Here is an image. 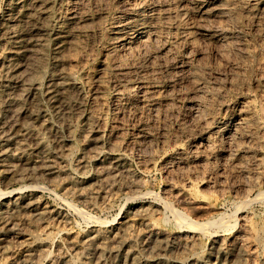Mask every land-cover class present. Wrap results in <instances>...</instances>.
<instances>
[{
	"label": "bare ground",
	"instance_id": "1",
	"mask_svg": "<svg viewBox=\"0 0 264 264\" xmlns=\"http://www.w3.org/2000/svg\"><path fill=\"white\" fill-rule=\"evenodd\" d=\"M43 1L36 0L33 3H30V0H6V6H5L4 14H3V21L4 22H2V24H0L1 25L0 32L3 34L2 40H0V46L3 45L4 49H6V50L8 49V50L12 51V53L7 58H4L3 62H2V69L0 71V94L5 93L6 94L5 97L7 96L9 98L12 95V91L13 90L15 91L17 89L18 90L19 89H24L25 87H27L26 88L27 90L29 89V90H32V91L35 92L34 97H32V98L26 97V98L22 99V101L18 100V102H17V100L15 101L13 99H10L11 98L10 97L9 100L6 102L7 108H6L5 105H2L3 107L5 106L6 109L12 110L13 115L11 116V114H10V116H11L10 120H12L13 124L16 125L15 126V130H18V128L20 126L21 127L23 126V124H22L23 122L19 123L23 119H26V121H27V119L28 120L30 119L31 121H33L32 119H35L36 117H37L36 119H38V117H41V116H43L44 119L47 117V112H46L45 109H43L45 111H41L39 114H36L37 113L36 110H38V108L36 110L34 108H32L31 110H25V111L22 110L23 112L18 111L19 109H21L20 105L22 103H30L34 107H37L36 103H38L39 96L44 94L46 96L48 102H49V105H51L49 108H52L53 110H55L56 113L59 115L61 112L65 111V110H70V108L72 106V104L70 106V103L68 102V99L71 96V95L69 96V93L70 92L73 93L72 90H78L79 87H81V86H79V82H78L80 80L77 81V79H75L76 77H74V75H75L74 73H76L77 70H74L75 72L72 73L73 70L70 69V71H72V72H69L67 74H65V73L62 74L61 73V74H56V75L52 74V72H51L50 75H49V70L47 71L46 68H44L45 69L44 70L43 69V67H44L43 65H42L43 67L41 66L42 68L41 67H37V66L35 68L33 66L32 67L30 66L31 68H29V64H31V63H29V58L28 57L34 55V49L36 47H41L42 50L44 51V53H45V51H47L46 50L47 47H46L44 41H43V43H41V41L38 40V38L36 39V37H39L41 33L39 32L40 34H39V36H37L38 30H37V33L35 32V30H33V31L29 30L31 22L33 23L36 20L35 18H38V19H41V20H49V22L53 24V29H54L53 32H54V37H55L54 40H53V43H54L55 49L57 50L56 52H61L62 51L61 49L63 48V45H64V43H65V41L67 39V37H64V34L66 35V33L69 32L70 30L72 31L73 28H75V29H77V27L80 28L81 25L83 26V23H87V22H90V21L93 22V20L97 17L96 16L94 18L91 15L90 16L85 15L86 13L83 16H79L80 14L82 15L83 12L81 11L82 13L81 12L79 13L78 9L74 8L69 13L58 12L59 13V21L58 20L56 21L57 16H54L49 10L50 6L52 4L49 5V7H48V5L44 6L45 4H44ZM63 1L66 2L69 5L70 4L78 5V4H81L84 0H62V2ZM87 1H89V0H87ZM116 1H117V3L122 5L123 12L118 13V14H117L118 11L116 12L117 15H114L115 17L112 18V21H111L112 23L110 24L109 27L106 28V31H103L101 29L102 30L101 32L102 33L105 32V34H106V36H105L106 37V41H105L106 44L105 45L103 44L104 45L103 48L101 47L100 49H104L106 58L103 60L102 63L99 62L100 64H97V68L96 69H97V71H101V72L102 71H104V72L106 71V72H109V73H112V74H116L117 76H119L121 78L120 79L119 90L115 94V98H116L115 99V103H116V108L118 109V111H120V110L121 111H129V112L133 111L134 113H140V115H141V113L146 115L144 117L142 116V118L140 120V123H139V125H140L139 128L141 130V133H140V136L138 135L139 137L137 136L138 138L134 139V145L136 147L142 148L143 147L142 143L151 142L152 138H154V137H152L153 135L151 133L150 121L155 119V118H157V117H159L158 116L159 112L162 109L161 108V103H162L163 99L166 98V96L168 95V92H169L168 91L167 94H164V93L160 94L161 92L158 94L157 91L154 92L155 91L154 84L152 85L150 83H147L145 81V78L140 75V72L142 71L141 67L146 63V61H147L146 65L148 67L152 66L151 64H153V63L151 62V60H152L154 54L156 52L158 53L159 51H162L164 53V57L165 58H164V60H162L160 62V65H161L160 67L161 68L164 67V65L167 62L170 61V62H173V65H174L172 68H176V70H180V71H184L185 70V71H188V72H189V70L192 71V66H193L194 63L192 62L191 56L193 54L195 55V53H198V52H200V50H202V49H200V45L198 46L195 43L196 38L194 39V37H193V34H194L193 31L194 30H195V32H197V35L199 33L200 36L201 37L203 36V38H205L206 41L209 42L210 44L218 45V46L220 44H222V46L225 45V44L226 45H231L234 48V51H236V54L238 53L243 58H246V60H249L248 62H250L251 65H249L248 63L247 64L249 66H251L252 71L254 73H256V75H257V77L255 79L256 80V84H257L258 87L263 89L262 92L264 93V50L262 49L263 47L261 48V50L254 51L255 49L252 46L254 50L252 49L253 51H250L247 48H244V47H241V46L237 45L238 43L237 44L234 43L233 38H237L238 39L243 34V30H242V27H241L242 24H240V23L239 24L241 26L229 24V22H228V24H226V23L224 24V22H223V25L219 24L217 22L213 23V24L210 23L209 25L204 24L205 21H207L209 23V22H211V20L216 19V17H223V19L227 18V16L230 14V12H232L234 9H236L234 0H116ZM247 2H245V3H247L246 7L243 8L241 6L242 9L240 10L244 15H246V16L252 15L253 16L254 14L256 15V13H264V0H248ZM45 3H46V1H45ZM47 3H48V1H47ZM111 3H113V2H111ZM245 3H244V6H245ZM109 5H110V3H109ZM84 8H87V7H84ZM53 10L54 9H52V11ZM1 11H2V9H1ZM236 11H238V10H236ZM194 14H196L199 19L201 18L202 20H205V21L203 22V21L200 20L201 22L197 23L196 25H190L189 17L191 15H194ZM35 15L36 16L38 15V16L35 17ZM100 17H103V14H100L97 18L99 19ZM233 17H234V14H233ZM260 17H262V16H260ZM243 18H242V21H243ZM247 18L245 17V19H247ZM199 19H197V20H199ZM245 19H244V21H245ZM257 19H256V21H257ZM197 20H195V21H197ZM231 20H232V18H231ZM217 21H218V19H217ZM226 21H227V19H226ZM253 25H255V24H253ZM247 26H249V25H247ZM247 26H245V27H247ZM31 27H34V25L31 26ZM25 28H27V31L25 30ZM43 28H45V27H43ZM249 28H250V26H249ZM261 28H262V26H261ZM24 30L26 32H23ZM39 30H40V28H39ZM83 33H85V32H83ZM248 34H249V32H248ZM42 36H44V35H42ZM42 36L40 38H42ZM25 38H26V40H25ZM28 40H30V44L27 42ZM73 41H74V39H73ZM236 42H237V40H236ZM239 42H240V40H239ZM223 43H225V44H223ZM262 44H263V42H262ZM70 45H73V44L70 43ZM75 45H77V44H75ZM65 46H66V43H65ZM207 46H208V49L211 48V47H209V45H207ZM70 48H71V46H70ZM74 48H77V47L74 46ZM218 48H220V47H218ZM223 49H224V47H223ZM76 50H79V48L76 49ZM213 50H214V48H213ZM43 51H41V52H43ZM228 52H229V50H228ZM47 54H49V53H47ZM37 55H39V54H37ZM81 55H83V54H81ZM103 55H104V53H103ZM103 55H101V56H103ZM216 55H218V54H216ZM40 56H41V63H44L45 61H48L47 58H46L48 55L47 56L45 55L46 57L43 54L40 55ZM202 56H204V55H202ZM202 56L200 58H202ZM219 56L217 57V59L219 58ZM232 56H234V55H232ZM35 58H39V56L35 57ZM48 58H50V57H48ZM91 58H93V57H91ZM228 58H230V57H228ZM81 59H83V57ZM30 60L32 61V59H30ZM89 60L91 61V59H89ZM241 60H243V59H241ZM68 61H70V60H68ZM76 61H77V59H76ZM82 61L80 60V62H82ZM213 62H215V61H213ZM221 62H223V61H221ZM59 63H60V61H59ZM255 63L257 64V68H254V70H256V71L253 70V66H252ZM61 64H62V62H61ZM215 64H217V62H215ZM36 65H38V64H36ZM65 67H66V65H65ZM208 67H209V65H208ZM244 67H242V68H244ZM61 68L63 69V67H61ZM165 68H167V67H165ZM80 69H83V68L81 67ZM60 70H58V71H60ZM64 70H65V68H64ZM91 70H92V68H91ZM239 70H241V69H239ZM68 71H69V69H68ZM214 71L217 74H220L221 72H223V70H221L219 68H216V67L214 68ZM235 71L232 68L228 71L231 74V77H233V78L235 76H237ZM242 71L243 70H241V72ZM248 71H250V70H248ZM252 71H250L249 73H251ZM85 72H86V70H85ZM88 73H89V71H88ZM145 73H146V71H145ZM168 73H169V71H168ZM180 74L181 73H179L178 76H180ZM225 74L223 73L222 76L225 75ZM46 75H48V76H46ZM83 75H84V73H83ZM88 75H90V74H88ZM101 75H103V73ZM143 75H145V74L143 73ZM94 76H96V75H94ZM176 76H177V74H176ZM251 76H252V74H251ZM85 78H83V79H85ZM193 78L197 79L196 80L197 83L195 85L194 90L196 91V93L198 95L194 94L195 96H193V95L189 96V94L187 93L188 97H186V98L188 99V107H189L188 109H190V112L192 113L193 117L195 118V123H194V125L191 128L192 130L189 129L190 128L189 125L188 126L181 125V126L176 127L175 130H173V131H175L176 136H178L179 139L176 140V142L174 141L172 144H170L169 148L166 151L164 150L165 151V152H163L164 155L161 158L164 159V160L167 159L166 160L167 163L165 162L166 164H170L171 163V165L173 164L176 167L177 166L180 167V169H182V170H179V171H183V170H186L188 168V171H186L187 173L191 169V168L189 169V166L193 165V168H194L195 171H197V173H198L197 175L198 176L197 177L194 176L195 177V179H194L192 177H189L190 175L187 176V174L185 175V173L183 174V172H181L182 179H183V180L181 179V181H183L181 186L179 184H178L179 186H177L176 185L177 183H176L175 184L176 186L173 185V188H172L173 189V194L175 196V201H174L175 204L170 202V201H162L161 200V203H158V202L155 203L154 206H152V208L154 207L156 209L159 206H163L164 209H166L169 213H171V215L173 216V218L176 221V225L178 224L180 226L187 227L188 229L191 230L190 233L191 232L197 233L196 231H192V230L199 231V230H203L204 228H207V227L211 228L214 231L216 230L215 231V233H216L217 230H219L221 228H224V227L226 228L230 224L228 221H226V218H225V216L223 214H219L218 213V215H216L215 218H211V219L207 220L206 222L203 221V223H200L198 221L193 220L190 217V215L188 214L189 211H194V212L196 211V213L197 212H199V213L202 212V214L203 213L207 214L209 211L212 212L211 206H209L207 204H205V205L201 204L202 202L200 203V201H199L200 197L198 198V190H199L198 188L200 186H202L203 184H205V186H207L206 185L207 176H206L205 173L201 172V170L199 171V169H200L199 166H201L203 161L207 162V160H210L209 158L213 157L215 159V161H213V163H209L208 166H209L210 171L214 174L216 172V169H217L216 164L221 162V161L227 162L228 164H232V165L234 164L233 166H235V163L240 164V165L243 164V163H246V164H248V166H250L249 163L252 162V164L254 165V168H255V166H257V168L263 169L262 176H259V177L260 178L262 177V179L264 180V165H263V161L264 160H262L264 158V95L259 96L257 94V92L253 91L252 89H249L250 87H248V89L245 92L242 91V95L243 96L242 97L239 96L240 100H236V103L232 104L230 102L232 105L225 106V104H224V106H222V107H227L225 109L226 113H225V115L223 117H221V118L210 117L211 114L214 113L216 108L214 110L213 108H210L212 106L207 105V103L204 102L205 101L204 100L205 96L208 93L207 87L205 85V82L207 81V77L202 74V75H194ZM107 79H105V80L107 81ZM252 79H253V77H252ZM90 80H92V79H90ZM192 80H194V79H192ZM237 80H239V79H237ZM61 81H63V83L65 85V89L63 90V92H60V90H59V86H60ZM98 81H101V80H99V78H98ZM150 81H152V80H150ZM241 81H243V80H241ZM80 83H82V82H80ZM99 84H100V87L98 85V87L100 88L99 92H101V93L106 92L107 90L104 87L106 85V83H105V85L103 84L104 86H101L102 83H99ZM159 84H161V83H159ZM244 85H243V87H244ZM229 86H231V88L233 90L238 89V85L235 84V83H232ZM155 87H157V86H155ZM214 87H215V85H214ZM234 87H237V88H234ZM245 87H247V86L245 85ZM245 87H244V89H245ZM162 88H165V87H162ZM252 88H253V86H252ZM165 89H167V88H165ZM186 89H188V88H186ZM216 90H217V88H216ZM226 90H227V88H226ZM162 91L164 92V90H162ZM214 91H215V89H214ZM222 92H224V90ZM228 92H231V91H228ZM236 92H237V90H236ZM91 93H93V92H91ZM222 94H224V93H222ZM240 95H241V93H240ZM210 96L208 98H210ZM217 96H220V95H217ZM43 97L44 96H41V98H43ZM211 98H213V97L211 96ZM168 99H170V98H168ZM167 103H169V102H167ZM92 104H93V102H92ZM174 104H175V102H174ZM174 104L172 103V105H174ZM210 104H212V103H210ZM37 105L39 106V103ZM163 106H165V104ZM101 107H102V105H101ZM214 107H216V106H214ZM45 108H47V107L45 106ZM164 108H166V107H164ZM106 109H108V108H106ZM1 110H2V108L0 106V111ZM94 110H95V107H94ZM96 110H98V109L96 108ZM141 110L143 112H141ZM47 111H48V109H47ZM101 111H100V113H101ZM106 111H104V112H106ZM38 112H39V110H38ZM104 112H103V114H104ZM217 112H219V111H217ZM121 113H123V112H121ZM96 114L94 113L93 115H91V120H92L93 124L94 123L95 124L91 125L92 127L88 130L89 133H91L92 137H93L92 140H91L92 144L94 143L95 145H97V149H98V151L95 152L94 158H97V157L100 156L97 159V161H98V163H100L102 165L112 164L110 167H105L106 168V173H107L108 176H111L112 174L113 175L114 174L115 175L116 174H123V173L126 172V168L124 166H122L123 163L120 165V161H118L116 159V157L114 158V156L113 157H108L107 156V155H111L112 156V154H111L112 152L111 151H110L111 153H107V154H105V153L102 154L99 151V149H100L99 146H103V145L108 144L111 147V142L115 138V133H117L116 131H117L118 127L121 126L122 124L119 125V123H117V119H116V121H115V119L114 120L112 119L113 120L112 122L111 121L107 122V120L104 119L102 117V115H99V113H98V115H96ZM216 116H218V115H216ZM2 117H3V115H2ZM105 118H106V115H105ZM167 118H169V117L167 116ZM3 119H5V118H3ZM160 120L162 121V119H160ZM17 124H19L20 126H18ZM31 124H33V123H31ZM33 125H35V124H33ZM29 126L26 125L25 127H29ZM31 126H30V128H27L23 134L17 135L15 137H13V139L11 137L12 141L10 140L11 141L10 144L9 145H5V147L2 146V149L5 148L6 150H9L10 148L11 149L14 148L17 151V153L14 155V158L15 159H19V161H21L23 163H29V162L40 160V165L43 167V169H41V170L49 178L50 177H55V178L59 177L58 175L61 176L62 173H66L67 171H69L68 174H70V170L72 168L68 167L67 169L65 168V169L56 170L55 166L49 164L51 159L49 160V162L45 161L46 159L49 158V156L52 153L50 151V147L48 148V144H47V141H46L47 139L46 138L49 137V139H50V137L53 134L55 136H59L60 135V131L57 128L54 129L48 123H43V125L41 126L42 127L41 130H40V128L36 129L37 127L33 128L35 126H32V127ZM51 128H53V129H51ZM48 130L50 131V133H47ZM42 132H44V134ZM106 132L109 133V134L107 133L108 136H107V134H105ZM175 133H173V134H175ZM1 138H3V136ZM53 138H54V136H53ZM72 138H74V137H72ZM164 138H165V136H164ZM77 139H78V137H77ZM118 141H120V139ZM71 142H73V141H71ZM85 142H86V140H85ZM113 142H114V140H113ZM121 142H123V141H121ZM71 144H73V143H71ZM60 145L62 147V144H60ZM64 146L67 147V149L61 150V148L59 147L60 148L59 156H61L62 160L67 161L68 157L70 155H72V153H73L72 152L73 151L72 150V148H73L72 146L73 145L70 146L71 148L69 147L68 143H66ZM112 146H113V144H112ZM167 147H168V144H167ZM115 150H116V148H115ZM56 154H58V153L56 152ZM70 157H72V156H70ZM36 163L37 162H35V164ZM55 163H57V162H55ZM246 164H243L241 166V168L239 167L240 170L242 172H245V173L248 170ZM252 164H251V166H252ZM244 165H246V166H244ZM37 166H38V164H37ZM145 166H146V164H145ZM229 166L231 167V165H229ZM38 167H40V166H38ZM61 167H63V166H61ZM203 168H205V167H203ZM231 170L232 169H230V171ZM192 171H193V169H192ZM192 171H190V172H192ZM253 171H254V169H253ZM260 171H262V170H260ZM20 172H19V170L16 167L11 166L10 168H8L3 173L8 178H17V177L19 178V176L20 177L22 176V174H20ZM37 172L38 171L36 169H34V170H32V172H31L32 174L31 175L37 174ZM209 172H207V173L209 174ZM237 172H238V169H237ZM45 174H43V175L45 176ZM178 174L180 175V173H178ZM72 175H73V173H72ZM171 175H170V177H171ZM216 175H217V173H216ZM221 175H222V173H221ZM260 175H261V172H260ZM256 176H258V174H256ZM87 177L88 176H86V178ZM109 178H116V177H109ZM255 178H254V180L257 181ZM213 179H214V177H213ZM244 179H245V177H244ZM53 180H55V179H53ZM214 180L216 182H213V185L214 186L215 185L219 186L220 183L223 184L227 180V178L225 179L224 177H218V176L216 177L215 176ZM254 180H252V178H250V176H248V177L246 176L244 187H245L246 184H248L249 187L251 185H254L256 183ZM82 181H85V180H82ZM109 181L112 182V183L115 182V181H112V180H109ZM174 182H175V180H174ZM112 183H111L110 187L113 185ZM258 183H259V181H258ZM56 185H58V184H56ZM52 187H54V186H52ZM244 187H243V189H244ZM219 188H220V186H219ZM150 191L151 190H147L148 193H150ZM243 191H245V190H243ZM17 192L11 191V192H1L0 193V208L2 210H5L6 213L10 212L9 214H11L10 215L11 217L9 216L8 219H5L4 221H2L0 223V245L3 242H5L8 239H10L16 245V246L15 245L14 246L18 247L20 249V251L18 253L19 254L18 255L19 258L21 259L20 262H22V264H31V261H32L31 259L34 258L38 254V251H40V249L42 247L46 248L50 244V242L53 239V236H55L54 234L57 232V229L54 228L57 225L53 227L52 225H47L46 224V226L44 228H42L40 231H38V233L34 231L37 234H35V233L33 234L32 230H31L32 232L27 230V228H25L23 226V222L20 223L18 221L19 219L16 220V218H14V217L16 215H18L19 213L23 212V211L25 213L29 212V213H31V215L32 214H34V215L36 214L37 216H45V215L47 216L48 215L49 217H51L50 215H52V217H54V218L58 217L59 215H57V214L55 215V212H52V210L48 211V209L45 208V207L42 208L41 207L42 206L41 202L39 200H37V199L34 200V201H28V202L23 203L22 202L23 198H19L21 194L18 197V193ZM170 192H171V190H170ZM222 193H223V191H222ZM245 193H246V191H245ZM157 194H159V193H157ZM78 195H80V194H78ZM155 196H157V195H155ZM256 197H257V199L264 200V190H260L257 193ZM102 198H104V197H102ZM243 198L246 199L245 196H243ZM170 199H172V197ZM241 199H242V197H241ZM245 199L242 200L239 203V206H238V211H237L238 213L237 214H240V221H242L243 223H241L242 225H241L239 231H237V234L235 236L230 237L228 240H221L220 238H218L217 235L214 234V236H212L211 245H212L213 249H215L216 254H217L216 256H217L218 259L219 258L220 259H226V260H231L232 259L233 262L231 261V264H244L243 261H241L242 259L243 260H248V259H251V258H253V259L257 258L256 259L257 260L256 264H264V227H261L260 225H257L258 223L256 224V223L250 221V219H248L247 216L243 214L242 210L248 204ZM76 202H78V201H76ZM147 207H149V206H147ZM149 208H151V206ZM89 209H93V208H89ZM100 209H101V207H100ZM75 211H76V209H75ZM217 211H219V210H217ZM78 212H79L78 214H82V215L85 214L84 211H81V209H78ZM211 212H209V213H211ZM64 214H66V213H64ZM18 216H16V217H18ZM60 217H62V216H60ZM37 218H39V217H37ZM90 218H91V216H90ZM23 220L24 219H22V221ZM62 220H64V219H62ZM229 220H231V219H229ZM141 221H142V225L146 228L145 230H147V240H148L149 244H152L154 246L152 248L154 254H156V251H158L161 248L168 249L171 246L179 247V248L183 247V248L187 249V247L192 245V248H193L194 244L191 243V240L194 239V233L192 235H189V237L188 236L183 237L179 233H176V232L175 233H171L169 231H166V229L163 228V225L166 224V219H164V218H160L158 220L157 219L155 220V219H153V218H151L149 216H145ZM134 222L135 221L132 220L131 218L129 220H126V222H125V225H126L125 231L124 232H117V230H116L117 233L114 232L115 233L114 236H112L111 239H109L110 242L105 241L104 238L102 239L101 236H97V234H96V236L93 235L94 237L91 235V237L90 236L89 237L88 236H85V237L83 236L81 238H77V237L73 238V239L71 238L72 240H69V242L71 243V245L74 248V250H76V252H75L76 253V255H75L76 257H74V258H71V257L70 258H68V257L65 258L64 257V260L62 261L63 263L62 262L61 263L62 264H107V263L104 262V260H103L104 258L102 259L100 255H99L100 257H98L96 263L91 262V260L95 256V254L97 255V252H100L101 254L105 253V250L107 249V246H106L107 244L108 245L117 244V245H119V247L128 248L124 257L121 256V253L116 248L113 249V251H110V252H113L115 254L116 257H114V256L113 257L116 258V259L114 261L108 263V264H184L186 262V260H189V257H188L189 255L187 256L188 258H186V259L184 258L182 260H175V261L174 260H170L169 258L167 259L165 257H160L161 256L160 252H159V254H156V255H153V256L151 255V258H149V259H141V258L137 257L136 256V247H137L136 241H135L134 237H132L128 233L129 228L134 225L133 224ZM227 223H229V224H227ZM120 224H122V223H120ZM234 225H236V224H234ZM121 229H122V226H121ZM208 230H210V229H208ZM140 231H142V230H140ZM204 233H206V232H204ZM98 234H100V233H98ZM202 234H203V232H202ZM197 236H199V235H197ZM10 240H8V241H10ZM196 241H197V239H196ZM93 245L96 247V249H94L95 251H93V249H92ZM186 249H184V250H186ZM261 250H262V252L260 254L259 251H261ZM3 252L6 253V251H3ZM38 255L36 257H38ZM12 258H14V257H12ZM197 258L198 257H196L195 260ZM234 259H240V261L236 262V261H234ZM49 261H51V260H49ZM52 264H57V262L55 261V263H52ZM194 264H195V262H194Z\"/></svg>",
	"mask_w": 264,
	"mask_h": 264
},
{
	"label": "rangeland",
	"instance_id": "2",
	"mask_svg": "<svg viewBox=\"0 0 264 264\" xmlns=\"http://www.w3.org/2000/svg\"><path fill=\"white\" fill-rule=\"evenodd\" d=\"M34 1H36V0H30V3H33ZM40 1H43V0H40ZM45 1H46V3H45ZM47 1H48V3H47ZM105 1L104 0H89V1L84 0L81 4H78V5L70 4L71 6L69 4H67L66 2H64V1H63L64 2L63 3L62 0H56V1L55 0L54 1L53 0H44L43 1L44 4H45L44 6L48 5V7H49V5H51V4L53 5V6L52 5L50 6L49 10L54 16H57L56 21L57 20L59 21V13L58 12L69 13L74 8H77L79 13L81 11L83 12V13L81 12L82 15L80 14L79 16H83L86 13L85 15H88V16L91 15V16H93L95 18L96 16L98 17L100 14H103V17H100L99 19L96 17L95 18L96 20L94 19L93 22L90 21V22H87V23H83V26L81 25L80 28H78V27H77V29L73 28L72 31L70 30L69 32L66 33V35L64 34V37H67V39L65 41L66 46H65V43H64L63 48L61 49L62 53L61 52H56L57 50L55 49V46H54V43H53V40L55 38L54 37V32H53L54 31L53 24L50 23L49 20H41V19L35 18V17L38 16V15L37 16L35 15L34 18L36 19L35 20L36 22L35 21L33 23L31 22V25H30L31 29L29 28V30H32V31L35 30L36 33H37V30H38L37 36H39V34L41 33L39 37H36V39L38 38V40H40L41 43H43V41H44V43H45V45L47 47V49H46L47 51H45V53H44V51L42 50L41 47H36L34 49V55H32L33 57L32 56L28 57L29 58V63H31V64H29V68H31L32 66L34 68L36 66L37 67H41L43 65L44 66V67L42 66L43 69L46 68L47 71L49 70V75H50L51 72H52V74L56 75V74H61V73L62 74H64V73L67 74L69 72H72V71H70V69L73 70L72 73L75 72L74 70H77L76 73H74L76 76L74 74L73 75H74V77H76L75 79H77V81L80 80L78 82H79V86H81V87H79L78 90H72L73 93L72 92L69 93V96L70 95L72 96V97L70 96V98L68 99V102L70 103V106L72 104L70 110H65V111L61 112L58 115L55 110H53L52 108H49L51 105H49V102H48L46 96L44 94L40 95L39 96V100H38L39 106L37 105L38 103H36L37 107H34L30 103H22L20 105L21 109L18 108L19 109L18 111L23 112L25 110H31L32 108H34L35 110L38 108L39 112H38V110H36V112H37L36 114H39L41 111H45L46 110L47 117L45 119L43 118V116L38 117V119H36L37 118L36 117L35 119H32L33 121H31L30 119L29 120L27 119V121H26V119H23V120H21V122H19V123L23 122L22 123L23 124V126H22L23 128L19 124H17L20 127L18 128V130H15V126L16 125H14L12 120H10V117L13 115V112H12V110L6 109L7 108L6 102L9 100L10 97H11L10 99H13L15 101L17 100V102H18V100L22 101V99H24L26 97L32 98V97H34L35 92L32 91V90H29V89L27 90L26 89L27 87H25L24 89H19V90L17 89L15 91L13 90L12 91V95L9 98L7 96L5 97V95H6L5 93L0 94V101H1L0 102L1 103L0 106L2 108V110L0 111V114H1L0 115V122H1L0 123V193L1 192H11V191L17 192L18 191L17 192L18 193V197L21 194L19 198H23V200H22L23 203L28 202V201H34V200L37 199V200H39L41 202V204H42L41 207L42 208L45 207V208L48 209V211L52 210V212H55V215L56 214L59 215L58 216L59 218L58 217L54 218V217H52V215H50L51 217H49L48 215L47 216L45 215L46 217L45 216H37L36 214L35 215L34 214L31 215V213H29V212L25 213L23 211V212L19 213L20 215L18 214L19 216L16 215L18 217H16V216L14 217V218H16V220L19 219L18 221L20 223L23 222V226L25 228H27V230H29L30 232L33 231L32 232L33 234L35 232L38 233V231H40L42 228H44L46 226V224L47 225H52L53 227L57 225L56 226L57 228L54 227L55 229H57V232L54 234L55 236H53V239H52L53 242L52 241L50 242V244L48 245L49 247L48 246L46 248L42 247L40 249V251H38V254H39V255L37 254L38 257H36L37 256L36 255L34 257L35 259L34 258L31 259L32 260L31 264H52V263H55V261L57 262V264H62L63 263L62 261L64 260V257L65 258L66 257H68V258L76 257L75 256L76 255V253H75L76 250H74V248L72 247L71 243L69 242V240H72L73 238H76V237L77 238H81L83 236L84 237L85 236H88V237L90 236L91 237V235L92 236L93 235L96 236V234H97V236H101L102 239L104 238L105 241L110 242L109 239H111V237L114 236L115 233L124 232L125 231V229H126L125 222H126V220H129L130 218L135 221L133 223L135 226L133 225L132 227H130L129 230H128V233H129V235L134 237V239L136 241V245H137V247H136V256L141 258V259H149V258H151V255L153 256V255L159 254V252H160L161 253V256L159 255L160 257H165L167 259L169 258L170 260H174V261L175 260H182L184 258L186 259V258L189 257V260H186V262L184 264H190V263L194 264V262H195V264H231V261L233 262L232 259L231 260H226V259H220V258L218 259L217 258L216 251H215V249H213V247L211 245L212 236H214V234H215L221 240H228L230 237L235 236L237 234V231H239V229H240V227L242 225L241 223H243L242 221H240V214H237L238 213L237 211H238L239 203L242 200L245 199V198H243V196L246 197L245 200L248 203L247 206H245V208L242 210L243 214L246 215L247 218L250 219V221H252V222H254L256 224L258 223L257 225H260L261 227H264V200L257 199V197H256L257 193L260 190H264V180L262 179V177L261 178L259 177V176H262L263 169L257 168V166H255V168H254V165L252 164V162H250V163L252 164L253 167L251 166L250 163H249V165L251 167L248 166V164L243 163V164L247 165V169L248 170H247V172H246L247 174H246L245 172H242L240 170V168H241V166L243 164L240 165V164L235 163V166H233L234 164L232 165V164H228L227 162L221 161V162L216 164L217 169H216V172L213 174L210 171L209 166H208L209 163H213V161H215V159L213 157L209 158L210 160H207V162L203 161L201 166H199L200 167L199 171L201 170V172L205 173L206 176H207V180H206L207 181V183H206L207 186H205V184H203L202 186H200L198 188L199 189L198 190V198L200 197L199 201H200V203L202 202L201 204H204V205L207 204V205L211 206L212 212L209 211L211 213L208 212L207 214L206 213L202 214V212H200V213L197 212L196 213V211L195 212L194 211H189L188 214L190 215V217L193 220L198 221L200 223H203V221L206 222L207 220H209L211 218H215V216L218 215V213L219 214H223L225 216V218H226V221H228L230 224L227 223V224H229V226H227L226 228L224 227V228H221V229L217 230V232H216L217 234L215 233L216 230L214 231V230H212L209 227L204 228L206 231L204 229L203 230H199V231L192 230V231H196L197 233H194V232L190 233L191 230L188 229L187 227H183V226H180L178 224L176 225V221L173 218V216L171 215V213H169L166 209H164L163 206H159L156 209L154 207L152 208V206H154V204L157 203V202L161 203V200L162 201H170V202L175 204V202H174L175 201V196L173 194V189L172 188H173V185H175L176 183H177L176 184L177 186H179V185L181 186V184L183 182V181H181V179H182L181 172H183V174L185 173V175L187 174V176L190 175L189 177H192L194 179H195V177L198 176L197 175L198 173H197V171L194 170L193 165L189 166V169L190 168L191 169L187 173L186 171H188V168L186 170L179 171V170H182V169H180V167L177 166L179 168L178 169L175 165H173V164L171 165V163L170 164H166L167 163L166 162L167 159L164 160V159L161 158L164 155L163 152H165L169 148L170 144H172L174 141L176 142V140L179 139V137L176 136V133L173 130H175L176 127L181 126V125H186V126L189 125V127H190L189 129L192 130L191 128H192V126L195 123V118L193 117L192 113L190 112V109H188L189 108L188 107V99L186 98V97H188V94H189V96L198 95L196 93V91L194 90L195 85L197 83V81H196L197 79L193 78V76L194 75H202L203 74L204 76L207 77V81L205 82V85L207 87L208 93L205 96V99H204L205 101L204 102H206L207 105L212 106L210 108H213L214 110L216 108V110H215L216 112L214 111V113L211 114L210 117L221 118V117H223L225 115V113H226L225 109L227 108V107H222V106H224V104H225V106H228V105H232L233 103H236V100H240L239 96H241V97L243 96L242 95V91L245 92L248 89V87H250L249 89H252L253 91L257 92V94L259 96L264 95V93L262 92L263 89L258 87L257 84H256V80L255 79H256L257 75H256V73H254L252 71L251 66H249V65H251L250 62H248L249 60H246V58H243L238 53H237L238 54L237 55L236 51H234V48L231 45H226L225 43H223V44H225L223 46H222V44H220L219 46L210 44L209 42L206 41L205 38H203V36L201 37L199 33L197 35V32H195V30L193 31V33H194L193 37H194V39L196 38L195 43L198 46L200 45V49H202V50H200V52H198V53H195V55L193 54L191 56L192 62L194 63L193 66H192V71L189 70V72H188V71L184 70L185 71L184 72V71L176 70V68H172L174 65H173V62H170V61L167 62L164 65V67L161 68L160 67L161 66L160 62L162 60H164V58H165L164 57V53L162 51H159L158 53L156 52L154 54L152 60H151V62L154 65L151 64L152 66L148 67L146 65V63H147V61H146V63L141 67V70H142L141 72L142 73L140 72V75L145 78V81L147 83H150L152 85L154 84V89H155L154 92L157 91L158 94L160 92H161L160 94H163V93L167 94V92L168 91L169 92H168V95L166 96V98L163 99V101L161 103V108L162 109L160 108L161 109V111H160L161 113L159 112V115H158L159 117H157V118H155V119L150 121L151 133L153 135L152 137H154V138H152L151 142L142 143L143 144L142 145L143 149L142 148H138V147H136L134 145V139L138 138L140 136L141 130L139 128V126H140L139 123H140V120H141L142 116L144 117L146 115L142 114V113L140 115V113H134L133 111H130V112L129 111H121V110L118 111V109L116 108V103H115V99H116L115 98V94L119 90L120 79L121 78L119 76H117L116 74H112V73H109V72H106V71L105 72L104 71L101 72V71H97V69H96L97 68V64H100L99 62L102 63L103 60L106 58L104 49H100L101 47L103 48V46L106 44L105 43L106 34H105V32L102 33L101 31L102 30L106 31V28L109 27L110 24L112 23L111 21H112V18L115 17L114 15H117L118 13L123 12L122 5L117 3L116 0H113V1L112 0H105ZM110 1L113 2V3H111ZM247 1L248 0H241V1L240 0H234L236 9H234L232 12H230L231 15L229 14L227 16V18H224V19H223V17H216V19L211 20V22H209V23L207 21H205V20H202L201 18L199 19L196 14L191 15L190 16L191 18L189 17L190 25H196L197 23H199L201 21H203V22L205 21L206 23L204 22V24H206V25H209L210 23L213 24V23H216V22L219 23V24H222V25H223V22H224V24L225 23L228 24V22H229V24L239 25V26H241L240 24H242L241 27H242V30H243V34L238 39L237 38H233L234 43H236V44L238 43L237 45H239L241 47H244V48H247L250 51H253L254 49H255L254 51L261 50L262 47H263L262 49L264 50V18H263L264 17L263 16L264 13H256V15L255 14L253 15L254 17L252 15H250V16L244 15L240 10L242 9V7L243 8L246 7V4L248 3ZM245 2H247V3H245ZM109 3H110V5H109ZM244 3H245V6H244ZM5 6H6V0H0V24H2V22H4L3 21V14H4ZM84 7H87V8H84ZM1 9H2V11H1ZM52 9H54L53 10L54 12L52 11ZM236 10H238V11H236ZM116 12H117V14H116ZM233 14H234V17H233ZM259 15L262 16V17H260ZM245 17L246 18L248 17L250 20L248 18H247L248 20L245 19ZM231 18H232V20H231ZM242 18H243V21H242ZM197 19H199V20H197ZM217 19H218L219 22L217 21ZM226 19H227V21H226ZM244 19H245V21H244ZM256 19H257V21H256ZM195 20H197V21H195ZM246 24L249 25L250 28ZM253 24H255V25H253ZM33 25H34V27H31ZM245 26H247V27H245ZM261 26H262V28H261ZM0 27H1V25H0ZM43 27H45V28H43ZM39 28H40V30H39ZM25 30L27 31V28H25ZM25 30L23 32H26ZM83 32H85V33H83ZM248 32H249V34H248ZM1 34L2 33L0 32V40H2V37H3V34L2 35ZM42 35H44V36H42ZM41 36H42V38H40ZM73 39H74V41H73ZM25 40H26V38H25ZM236 40H237V42H236ZM239 40H240V42H239ZM27 42L30 44V40H28ZM262 42H263V44H262ZM70 43L73 44V45H70ZM75 44H77L78 46L75 45ZM69 45L71 46V48H70ZM207 45H209V47H211L212 49L211 48L208 49ZM74 46H76L77 48H74ZM252 46L254 47V49H253ZM218 47H220V48H218ZM223 47H224V49H223ZM78 48H79V50L80 49L81 50L80 51L76 50ZM213 48H214V50H213ZM228 50H229V52H228ZM41 51H43V52H41ZM46 52L49 53V54H47ZM11 53H12L11 50L4 49L3 45L0 46V71L2 69L3 59L7 58ZM103 53H104V55H103ZM37 54H39V55H37ZM42 54L44 56L48 55L47 57L45 56L48 61H45L44 63H41V56L40 55H42ZM81 54H83V55H81ZM216 54H218V55H216ZM231 54L234 55V56H232ZM101 55H103V56H101ZM202 55H204V56H202ZM38 56H39V58H35V57H38ZM201 56H202V58H200ZM218 56H219V58L217 59ZM48 57H50L51 59L48 58ZM82 57H83V59H81ZM91 57H93V58H91ZM228 57H230V58H228ZM30 59H32V61ZM76 59H77V61H76ZM89 59H91V61ZM241 59H243V60H241ZM58 60L60 61V63H59ZM68 60H70V61H68ZM80 60L81 61L83 60V61L80 62ZM213 61L217 62V64H215V62H213ZM221 61H223V62H221ZM61 62H62L63 65L61 64ZM35 63L38 64V65H36ZM65 65H66V67H65ZM208 65H209V67H208ZM252 66H253V70H254V68H257V64L256 63L254 65H252ZM61 67H63V69ZM81 67L84 70L80 69ZM165 67H167V68H165ZM215 67L223 70V72H221L220 74L215 73V71H214ZM242 67H244L245 69L242 68ZM64 68H65V70H64ZM91 68H92L93 71L91 70ZM231 68L234 71L236 70L235 72H236L237 76H235L234 78L231 77V74L228 72ZM68 69H69V71H68ZM239 69H241L243 71L241 72V70H239ZM56 70L57 71L60 70V71L57 72ZM85 70H86V72H85ZM248 70H250L252 72L249 73L250 71H248ZM88 71H89V73H88ZM145 71H146V73H145ZM168 71H169V73H168ZM254 71H256V70H254ZM83 73H84V75H83ZM87 73L90 74L91 76L88 75ZM100 73L101 74L103 73V75H101ZM143 73L145 75H143ZM179 73H181L180 76H178ZM223 73L224 74L226 73V74L222 76ZM176 74H177V76H176ZM251 74H252V76H251ZM94 75H96V76H94ZM46 76H48V75H46ZM252 77H253V79H252ZM83 78H85L86 80L83 79ZM98 78L101 81H98ZM90 79H92V80H90ZM105 79H107V81ZM192 79H194V80H192ZM237 79H239V80H237ZM150 80H152V81H150ZM241 80H243V81H241ZM80 82H82V83H80ZM158 82L161 83L162 85L159 84ZM231 82L237 84L238 85V89L233 90L231 88V86H229V85L232 84ZM99 83H102L101 86H104L105 83H106V85L108 86V87L106 85L104 86L106 88V90H107L106 92H104V93L99 92V89H100L99 88L100 87ZM244 84L247 87H245ZM98 85H99V87H98ZM214 85H215V87H214ZM243 85H244L245 89H244ZM155 86H157V87H155ZM252 86H253V88H252ZM162 87H165L167 89L162 88ZM186 88H188V89H186ZM216 88H217V90H216ZM226 88H227V90H226ZM234 88H237V87H234ZM64 89H65V85H64L63 81H61L60 86H59V90H60V92H63ZM214 89H215V91H214ZM162 90H164V92ZM223 90H224V92H222ZM236 90H237L238 93L236 92ZM228 91H231V92H228ZM27 92L28 93L30 92V93L28 94ZM91 92H93V93H91ZM222 93H224V94H222ZM240 93H241V95H240ZM181 94L182 95L184 94V95L182 96ZM209 94L213 98H211V96ZM217 95H220V96H217ZM41 96H44V97L41 98ZM209 96H210V98H208ZM168 98H170V99H168ZM92 102H93V104H92ZM167 102H169V103H167ZM174 102H175V104H174ZM163 103L165 104V106H163L164 105ZM172 103L174 105H172ZM210 103H212V104H210ZM2 105H5L6 108H5V106L3 107ZM101 105H102V107H101ZM45 106L47 108H45ZM214 106H216V107H214ZM94 107H95V110H94ZM164 107H166V108H164ZM96 108L99 111L96 110ZM106 108H108V109H106ZM43 109H45V110H43ZM47 109H48V111H47ZM100 109L101 110L103 109V110L101 111ZM92 111L95 114L97 113L96 115H98V113H99V115H102V117L104 119H106L107 122H110V121L112 122L114 119L116 121V119H117V123H119V125L122 124L121 126L118 127V129L116 131L117 133H115V138L113 139L114 142L112 140L113 143L111 142V147L108 144L103 145V146H99L100 147L99 151L102 154L103 153L107 154V153H111L112 152L111 153L112 156L111 155H107V156L108 157H113L114 156V158L116 157V159L118 161H120V165L123 163L122 166H124L126 168V172L125 173L116 174V175L112 174L111 176H108L107 173H106V168L105 167H110L112 164H109V165L106 164L107 166L106 165H102V164L98 163V161H97V159L100 156L97 157V158H94L95 152L98 151V149H97V145H95L94 143L92 144L91 140H92L93 137H92V134L89 133V131H88L92 127L91 125L95 124V123L93 124V122L91 120V115L94 114ZM100 111H101V113H100ZM104 111H106L107 113L104 112ZM217 111H219V112H217ZM103 112H104V114H103ZM121 112H123V113H121ZM141 112H143V111L141 110ZM10 114H11V116H10ZM2 115H3V117H2ZM105 115H106V118H105ZM216 115H218V116H216ZM167 116L169 118H167ZM3 118H5V119H3ZM160 119H162V121ZM31 123H33L35 125H33ZM43 123H48L51 127H53L54 129L57 128L60 131V135L59 136H55L53 134L50 137V139H49V137L46 138L47 139L46 141H47V144H48V148L50 147V151L54 155L51 153L49 158L46 159L45 161L49 162V160L51 159L49 164L55 166L56 170L65 169V168L67 169L68 167L72 168L70 170V174H68L69 171H67L66 173H62L61 176L58 175L59 177H56V178L55 177H50L49 178L41 170V169H43V167L40 165V160L33 161L34 163L33 162L23 163V162L19 161V159H15L14 158V155L17 153V151L14 148H12V149L10 148L9 150H6L5 148L2 149V146L5 147V145H9L10 144V142L12 141L11 137L13 139V137L23 134L27 128H30L31 125L35 126L33 128L37 127L36 129L40 128V130H41V128H42L41 126L43 125ZM26 125H28V126L30 125V126L29 127H25ZM53 128H51V129H53ZM42 133L44 134V132H42ZM47 133H50V131L48 130ZM107 133L108 132H106L105 134H107ZM173 133H175V134H173ZM108 134H107V136H108ZM2 136H3V138H1ZM53 136H54V138H53ZM164 136H165V138H164ZM72 137H74V138H72ZM77 137H78V139H77ZM115 139L117 141L120 139V141L117 142ZM85 140H86L87 143L85 142ZM71 141H73V142H71ZM121 141H123V142H121ZM70 142L73 143V144H71ZM66 143H68L69 147L71 145H73L72 147L75 150L72 148V150H73L72 152L73 153H72V155H70L72 157L69 156L68 160L64 161V160H62L61 156H59V152H60L59 150H60V148H61V150L67 149V147L64 146ZM60 144H62V147H61ZM112 144H113V146H112ZM167 144H168V147H167ZM114 147L116 148V150H115ZM56 152L58 154H56ZM262 160H264V158ZM35 162H37V163L35 164ZM55 162H57V163H55ZM37 164L40 167H38ZM145 164H146V166H145ZM229 165H231V167ZM246 165H244V166H246ZM263 165H264V161H263ZM11 166L16 167L19 170V172L21 171L20 174H22V176L21 177L19 176V178L18 177L17 178H8V177H6V175H4L3 172L6 171ZM61 166H63V167H61ZM203 167H205V168H203ZM34 169H36L39 173L37 172V174L31 175L32 174L31 172ZM192 169H193V171H192ZM230 169H232V170L230 171ZM237 169H238V172H237ZM253 169H254V171H253ZM260 170H262V171H260ZM190 171H192V172H190ZM207 172H209V174ZM260 172H261V175H260ZM72 173H73V175H72ZM178 173H180V175ZM216 173H217V175H216ZM221 173H222V175H221ZM43 174H45V176ZM256 174H258V176H256ZM170 175H171V177H170ZM86 176H88L89 178L88 177L86 178ZM215 176L216 177L217 176L218 177H224L225 179L227 178V180L223 184L220 183V185H219L220 188L224 187L223 189L222 188L220 189L218 185L217 186L213 185V182H216L214 180ZM246 176L247 177L250 176V178H252V180H254V178L256 177L255 179L257 181L254 180L256 182L255 183L256 185L254 184V185H251L249 187L248 184H246L245 185L246 188H245L244 187V183H245V180H246ZM109 177H116V178H109ZM213 177H214V179H213ZM244 177H245V179H244ZM53 179H55V180H53ZM82 180H85V181H82ZM109 180H112V181H115V182L112 183ZM174 180H175V182H174ZM258 181H259V183H258ZM111 183L113 185L110 187ZM56 184H58V185H56ZM52 186H54V187H52ZM243 187H244V189H243ZM147 190H151L150 193H148ZM170 190H171V192H170ZM243 190H245L246 193ZM222 191H223V193H222ZM157 193H159V194H157ZM78 194H80V195H78ZM155 195H157L158 197L155 196ZM240 196L242 197V199H241ZM102 197H104V198H102ZM171 197H172V199H170ZM76 201H78V202H76ZM147 206H149V207L151 206V208H149ZM100 207H101V209H100ZM77 208L81 209V211H84L85 214H83V215L82 214H78L79 212H78ZM89 208H93V209H89ZM75 209H76V211H75ZM217 210H219V211H217ZM9 213L10 212L6 213L5 210H2L0 208V223L2 221H4L5 219L9 218V216L11 215ZM64 213H66L67 215L64 214ZM60 216H62V217H60ZM90 216H91V218H90ZM145 216H149V217H151V218H153L155 220L156 219L158 220L160 218L166 219V224L163 225V228L166 229V231H169L171 233H175L176 232V233H179L180 235H182L183 237H186V236L189 237V235H192L194 233V239L195 240L194 239L191 240V243L194 244L193 248H192V245L187 247V249L183 248V247L179 248V247L171 246L168 249L161 248L158 251H156V254H154L153 253V249H152L154 246L152 244H149V242L147 240V230H145L146 228L142 225V221H141ZM37 217H39V218H37ZM22 219H24L25 221L24 220L22 221ZM62 219H64V220H62ZM229 219H231V220H229ZM119 222L122 223V224H120ZM234 224H236V225H234ZM121 226H122V229H121ZM208 229H210V230H208ZM116 230H117V232H116ZM140 230H142V231H140ZM202 232H203V234H202ZM204 232H206L207 234L204 233ZM37 233H35V234H37ZM98 233H100V234H98ZM197 235H199V236H197ZM196 239H197V241H196ZM8 240H10V239H8ZM8 240L3 242L0 245V248H1L0 249V253H1L0 254V256H1L0 257V264H3V263L4 264H16V263L17 264H22V262H20L21 259L18 256L19 255L18 253H19L20 249L18 247H15L16 245L11 240L10 241H8ZM111 245H108V244L106 245L107 249L105 250L104 254H101L100 252H97V255L95 254V256L91 260V262L96 263L98 257H100V256H101L102 259L104 258L103 260L107 264L112 262V261H114L116 259L114 257H116V256H115V254L113 252H110V251H113V249H115V248L118 249V251L121 253V256H123V257L125 256L126 251H127L128 248L119 247V245H117V244H111ZM92 249H93V251H95L94 249H96V247L93 245ZM184 249H186V250H184ZM3 251H6V253L3 252ZM259 252L261 254L262 250L259 251ZM12 257H14V258H12ZM196 257H198V258L195 260ZM252 259L253 258L248 259V260H243L242 259L241 261H243L244 264H256L257 263V260H256L257 258L256 259L254 258L253 260ZM49 260H51V261H49ZM234 261L239 262L240 259H234Z\"/></svg>",
	"mask_w": 264,
	"mask_h": 264
}]
</instances>
